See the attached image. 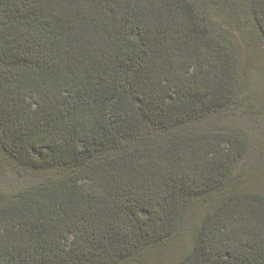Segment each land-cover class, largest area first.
<instances>
[{"label":"trees","instance_id":"16d2710c","mask_svg":"<svg viewBox=\"0 0 264 264\" xmlns=\"http://www.w3.org/2000/svg\"><path fill=\"white\" fill-rule=\"evenodd\" d=\"M249 36L264 0H0V162L40 178L0 189V264H160L182 237L173 264H264Z\"/></svg>","mask_w":264,"mask_h":264},{"label":"rangeland","instance_id":"374dc122","mask_svg":"<svg viewBox=\"0 0 264 264\" xmlns=\"http://www.w3.org/2000/svg\"><path fill=\"white\" fill-rule=\"evenodd\" d=\"M233 35V32H231ZM228 35V34H227ZM242 42L241 78L245 98L240 110L233 120L237 125L251 131L260 141L263 158L261 165L264 169V45L255 37L249 36ZM243 41V40H242ZM246 106V111L244 107ZM40 178L22 174L0 162V189L14 191L24 186L34 185ZM187 245L185 237L178 239L171 250L166 252L165 259L160 264H173L177 255Z\"/></svg>","mask_w":264,"mask_h":264}]
</instances>
